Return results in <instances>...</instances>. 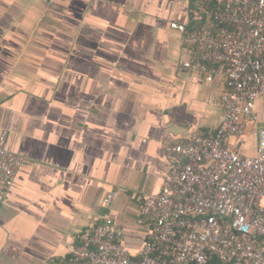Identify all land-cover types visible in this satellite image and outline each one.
I'll list each match as a JSON object with an SVG mask.
<instances>
[{
	"label": "crops",
	"instance_id": "obj_1",
	"mask_svg": "<svg viewBox=\"0 0 264 264\" xmlns=\"http://www.w3.org/2000/svg\"><path fill=\"white\" fill-rule=\"evenodd\" d=\"M196 0H0V140L22 156L0 195V264H60L89 226L113 218L141 256L142 196L162 190L167 145L212 135L221 70L186 71L173 24L196 27ZM250 124L236 146L264 121ZM121 192L105 207L108 192Z\"/></svg>",
	"mask_w": 264,
	"mask_h": 264
},
{
	"label": "built area",
	"instance_id": "obj_2",
	"mask_svg": "<svg viewBox=\"0 0 264 264\" xmlns=\"http://www.w3.org/2000/svg\"><path fill=\"white\" fill-rule=\"evenodd\" d=\"M49 2L51 0H28ZM196 27L173 24L189 59L186 71L225 80L224 116L216 132H193L167 145L170 164L162 190L142 196L138 222L149 228L141 256L123 243L113 218L84 229L60 264H264V121L256 155L236 143L258 124L264 98V0H196ZM24 158L0 140V195L11 189ZM107 193L105 207L120 194Z\"/></svg>",
	"mask_w": 264,
	"mask_h": 264
},
{
	"label": "rangeland",
	"instance_id": "obj_3",
	"mask_svg": "<svg viewBox=\"0 0 264 264\" xmlns=\"http://www.w3.org/2000/svg\"><path fill=\"white\" fill-rule=\"evenodd\" d=\"M253 145H256V137L255 133L252 132V134L246 139L244 148L245 150H252Z\"/></svg>",
	"mask_w": 264,
	"mask_h": 264
}]
</instances>
